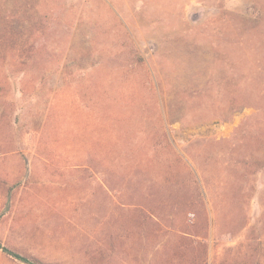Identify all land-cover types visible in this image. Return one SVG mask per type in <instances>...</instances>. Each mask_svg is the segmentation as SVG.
<instances>
[{
  "label": "rangeland",
  "instance_id": "rangeland-1",
  "mask_svg": "<svg viewBox=\"0 0 264 264\" xmlns=\"http://www.w3.org/2000/svg\"><path fill=\"white\" fill-rule=\"evenodd\" d=\"M0 243L264 264V0H0Z\"/></svg>",
  "mask_w": 264,
  "mask_h": 264
},
{
  "label": "trees",
  "instance_id": "trees-1",
  "mask_svg": "<svg viewBox=\"0 0 264 264\" xmlns=\"http://www.w3.org/2000/svg\"><path fill=\"white\" fill-rule=\"evenodd\" d=\"M257 101H259V98H255V97H251V96H248V97L245 96L243 98L241 104L237 105V107L235 108V112H233L231 114V116H233L238 111H240V109H243V108H255V105L253 103H255ZM231 116L229 118H227V119H230ZM199 193L202 194L200 191H199ZM0 249H2L9 257H11V258L19 261L20 263H23V264H47V263L42 262L38 258L31 257V256H24V255H21L19 253L13 252L12 250L2 246L1 243H0Z\"/></svg>",
  "mask_w": 264,
  "mask_h": 264
},
{
  "label": "built area",
  "instance_id": "built-area-1",
  "mask_svg": "<svg viewBox=\"0 0 264 264\" xmlns=\"http://www.w3.org/2000/svg\"><path fill=\"white\" fill-rule=\"evenodd\" d=\"M193 217H194V216H193L192 214H190L189 217H188V220H189V221H193Z\"/></svg>",
  "mask_w": 264,
  "mask_h": 264
}]
</instances>
